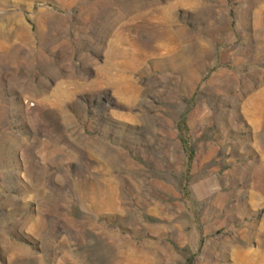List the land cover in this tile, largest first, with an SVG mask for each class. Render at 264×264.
<instances>
[{
  "label": "rangeland",
  "instance_id": "rangeland-1",
  "mask_svg": "<svg viewBox=\"0 0 264 264\" xmlns=\"http://www.w3.org/2000/svg\"><path fill=\"white\" fill-rule=\"evenodd\" d=\"M0 264H264V0H0Z\"/></svg>",
  "mask_w": 264,
  "mask_h": 264
}]
</instances>
